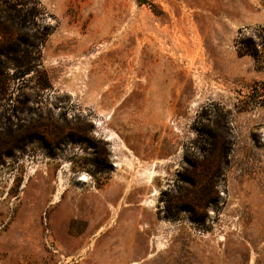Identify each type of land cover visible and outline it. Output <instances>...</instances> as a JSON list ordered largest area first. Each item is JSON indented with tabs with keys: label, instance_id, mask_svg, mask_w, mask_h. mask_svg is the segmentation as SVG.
<instances>
[{
	"label": "rangeland",
	"instance_id": "rangeland-1",
	"mask_svg": "<svg viewBox=\"0 0 264 264\" xmlns=\"http://www.w3.org/2000/svg\"><path fill=\"white\" fill-rule=\"evenodd\" d=\"M0 264H264V0H0Z\"/></svg>",
	"mask_w": 264,
	"mask_h": 264
},
{
	"label": "trees",
	"instance_id": "trees-1",
	"mask_svg": "<svg viewBox=\"0 0 264 264\" xmlns=\"http://www.w3.org/2000/svg\"><path fill=\"white\" fill-rule=\"evenodd\" d=\"M252 49H253V48H252ZM246 53H250V54H252V55L255 54L253 51H251V52H246ZM26 73H27V72H26Z\"/></svg>",
	"mask_w": 264,
	"mask_h": 264
}]
</instances>
